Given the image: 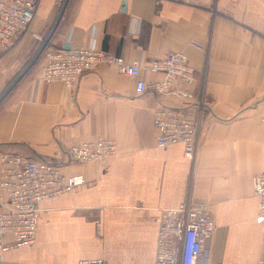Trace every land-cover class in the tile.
Segmentation results:
<instances>
[{"label":"crops","instance_id":"1","mask_svg":"<svg viewBox=\"0 0 264 264\" xmlns=\"http://www.w3.org/2000/svg\"><path fill=\"white\" fill-rule=\"evenodd\" d=\"M58 19V20H57ZM57 20V23H56ZM56 23V24H55ZM95 47L146 69L169 53L194 69L204 109L192 161L181 145L156 146L155 112L185 103L148 91L99 65L72 91L39 81L41 49ZM264 0H38L28 32L0 46V152L82 175L70 193L39 205L33 247L5 264H153L161 212L190 201L208 207L215 232L200 264H257L262 222L251 178L264 174ZM115 142L103 163L69 161V148Z\"/></svg>","mask_w":264,"mask_h":264},{"label":"built area","instance_id":"2","mask_svg":"<svg viewBox=\"0 0 264 264\" xmlns=\"http://www.w3.org/2000/svg\"><path fill=\"white\" fill-rule=\"evenodd\" d=\"M175 1L200 7L206 0ZM37 7L38 0H0L1 47H12L28 32ZM41 50L44 63L39 81L44 83H60L72 91L83 74L99 65H110L120 74L136 79V95L153 91L159 96L184 102L185 106L161 105L155 112L156 146L181 145L184 158L193 160L200 129L197 115L204 109V104L194 101L191 91L194 69L182 54L169 53L148 66V72L163 75L162 81L149 83L141 76L137 62L128 64L123 58L95 47ZM115 154V142L103 138L79 142L68 150L69 161L76 164H101ZM83 183L82 175L67 174L57 164L0 152V264L6 254L35 245L42 202L70 193ZM251 186L253 196L258 199V218L262 222L257 264H264V174L253 176ZM214 232V218L203 204L187 201L163 210L153 264H200ZM77 264L108 263L103 259H82Z\"/></svg>","mask_w":264,"mask_h":264},{"label":"water","instance_id":"3","mask_svg":"<svg viewBox=\"0 0 264 264\" xmlns=\"http://www.w3.org/2000/svg\"><path fill=\"white\" fill-rule=\"evenodd\" d=\"M58 20V19H57ZM57 20H56V23H57ZM55 23V24H56ZM70 47L68 45H64L63 49H69Z\"/></svg>","mask_w":264,"mask_h":264},{"label":"rangeland","instance_id":"4","mask_svg":"<svg viewBox=\"0 0 264 264\" xmlns=\"http://www.w3.org/2000/svg\"><path fill=\"white\" fill-rule=\"evenodd\" d=\"M201 204V203H200ZM204 205V204H203ZM206 206V205H205ZM207 207V206H206ZM1 264H5V261L3 262V263H1Z\"/></svg>","mask_w":264,"mask_h":264}]
</instances>
